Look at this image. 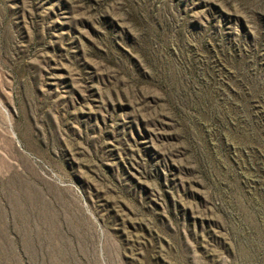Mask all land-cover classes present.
Returning a JSON list of instances; mask_svg holds the SVG:
<instances>
[{
  "label": "rangeland",
  "instance_id": "obj_1",
  "mask_svg": "<svg viewBox=\"0 0 264 264\" xmlns=\"http://www.w3.org/2000/svg\"><path fill=\"white\" fill-rule=\"evenodd\" d=\"M240 60L264 0H0V264H264Z\"/></svg>",
  "mask_w": 264,
  "mask_h": 264
},
{
  "label": "trees",
  "instance_id": "obj_2",
  "mask_svg": "<svg viewBox=\"0 0 264 264\" xmlns=\"http://www.w3.org/2000/svg\"><path fill=\"white\" fill-rule=\"evenodd\" d=\"M235 55L236 54H234V57H236ZM238 60L239 59L234 58V61L239 62ZM240 61L243 63L242 66L239 67L241 70L239 68L236 70V72L230 78L233 84L231 87L228 86V88H234L239 92L238 94H233L235 99H241L239 104H231L228 108L229 110L224 113V115H222V119L214 113V108L212 107L211 102L207 105V111L204 110L203 112L209 115L211 123L216 128L215 134L219 141L220 148L223 147L222 131L226 124L228 128H235L237 131L244 134L242 136L247 143L245 146L248 148L246 155L244 156L245 166L255 175H262L264 174V170L262 169V165L258 159L259 154L257 148L260 147L264 150V118H262L260 115H255L252 108L247 105V103L253 99L255 95L258 96L262 90L261 87L255 86L256 81L254 77L247 74L248 69L244 66V60ZM192 69L195 71V68ZM208 77L212 80V83L215 82V77L213 75L209 74ZM159 82H161V80H159ZM221 87L227 89L224 86ZM253 90H256V92ZM253 93H255V95H253ZM217 95L218 91L215 96ZM261 97L264 100L263 93ZM227 113H233L235 115L232 124H228L227 119L229 115Z\"/></svg>",
  "mask_w": 264,
  "mask_h": 264
}]
</instances>
